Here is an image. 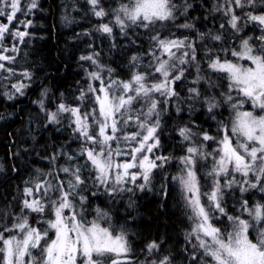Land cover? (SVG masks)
Segmentation results:
<instances>
[{"label":"snow or ice","instance_id":"1","mask_svg":"<svg viewBox=\"0 0 264 264\" xmlns=\"http://www.w3.org/2000/svg\"><path fill=\"white\" fill-rule=\"evenodd\" d=\"M81 10L111 49L119 35L134 51L118 72L89 43L83 83L32 100L27 171L0 202V264H264V0H62L61 19ZM35 11L0 0L7 101L35 77L18 63ZM145 191L162 215L175 200L182 239L136 247Z\"/></svg>","mask_w":264,"mask_h":264},{"label":"trees","instance_id":"2","mask_svg":"<svg viewBox=\"0 0 264 264\" xmlns=\"http://www.w3.org/2000/svg\"><path fill=\"white\" fill-rule=\"evenodd\" d=\"M43 11H35V14L27 17L33 20V25L29 28L31 37H26V43L21 45L20 59L21 65L34 66L35 77L31 87L26 90L24 96H17L14 101H7L0 96V202L7 195L9 199L15 194V185L19 183L21 176L27 171L26 165L29 158L24 155V148H27L31 141L26 139L27 115L37 111L32 100L38 98V94L43 87H48L54 91H65L76 88V81L83 83L84 73L81 69L78 56L86 49L87 44L101 52L102 60L123 71L127 57L132 54L134 48L128 47L122 51L125 41L117 35V48L111 49V41L102 37L100 33L94 32L92 26L97 23L90 14L85 11L71 12L74 20L68 23L61 19L62 0H39ZM84 0H78L83 5ZM88 29L90 35H82ZM23 30V29H22ZM77 33H81L77 36ZM27 53V55H25ZM2 91V89H0ZM204 119L202 115L199 117ZM215 127L213 122H209L205 127ZM54 139L59 136L54 134ZM19 151V159L13 157L11 153ZM36 162L32 157L30 163ZM13 164L20 167L19 173H13L10 168ZM174 196L175 194H171ZM137 203L136 225L134 226L140 233L139 242L136 247L153 237L158 238L162 232L176 239H182L180 229L186 225L182 223L181 213L178 209L171 207L175 200L169 198V211L167 215H162L159 210V197L153 192H137L133 197ZM127 196L118 205L123 208Z\"/></svg>","mask_w":264,"mask_h":264},{"label":"rangeland","instance_id":"3","mask_svg":"<svg viewBox=\"0 0 264 264\" xmlns=\"http://www.w3.org/2000/svg\"><path fill=\"white\" fill-rule=\"evenodd\" d=\"M94 17V16H93ZM95 20H97L95 17H94ZM22 30V29H21Z\"/></svg>","mask_w":264,"mask_h":264}]
</instances>
